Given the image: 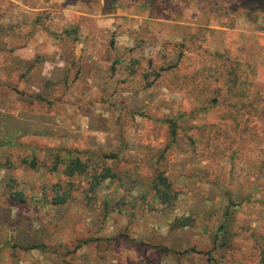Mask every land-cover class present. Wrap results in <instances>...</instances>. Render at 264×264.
Returning <instances> with one entry per match:
<instances>
[{
	"label": "rangeland",
	"instance_id": "1",
	"mask_svg": "<svg viewBox=\"0 0 264 264\" xmlns=\"http://www.w3.org/2000/svg\"><path fill=\"white\" fill-rule=\"evenodd\" d=\"M0 264H264V3L0 0Z\"/></svg>",
	"mask_w": 264,
	"mask_h": 264
},
{
	"label": "trees",
	"instance_id": "2",
	"mask_svg": "<svg viewBox=\"0 0 264 264\" xmlns=\"http://www.w3.org/2000/svg\"><path fill=\"white\" fill-rule=\"evenodd\" d=\"M193 0H186L187 4H189V2H192ZM244 2L247 3L248 6L252 7V8H259V9H263V3H264V0H244ZM151 6L153 5V7H156V5H154L152 2L150 3ZM155 10H158V9H155ZM159 12H161V10H159ZM160 16V15H159ZM196 30V29H195ZM198 30V29H197ZM203 31V32H202ZM195 35L197 34H201L203 33V35H206L207 33V30H200L199 29V32H194ZM194 33L191 35V36H188V39L191 43V45H195L196 42L199 41L198 39V36H195ZM195 36V37H194ZM206 39H207V36H206ZM195 46H198V44H196ZM237 67V65H236ZM240 67V66H239ZM238 67V68H239ZM238 68L236 69V73L235 76H234V79H235V83L237 85V90L240 88V85H241V88L243 87V89H245V86H246V81H245V78L243 75L241 74H238ZM248 68H249V71H252L254 72L255 71V67L252 66L251 63L248 64ZM220 69V68H219ZM209 71V70H208ZM235 89V88H234ZM76 171H80L78 168L77 170L76 169H73L69 174L70 176H73ZM159 179V180H158ZM166 179L162 178V177H158L157 178V181H155V185H154V188L157 190L158 194L161 196V198L164 200V202H169L171 200V196L168 192L169 190V185L168 186H165L164 184L165 183ZM164 186V187H163Z\"/></svg>",
	"mask_w": 264,
	"mask_h": 264
}]
</instances>
